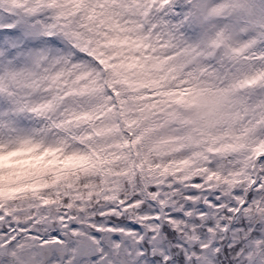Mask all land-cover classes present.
<instances>
[{
  "label": "snow or ice",
  "instance_id": "1",
  "mask_svg": "<svg viewBox=\"0 0 264 264\" xmlns=\"http://www.w3.org/2000/svg\"><path fill=\"white\" fill-rule=\"evenodd\" d=\"M0 264H264V0H0Z\"/></svg>",
  "mask_w": 264,
  "mask_h": 264
}]
</instances>
